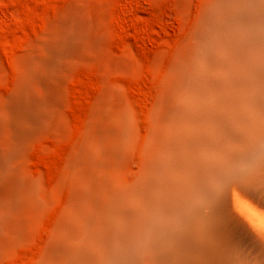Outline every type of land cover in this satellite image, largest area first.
<instances>
[{"label": "bare ground", "instance_id": "6f19581e", "mask_svg": "<svg viewBox=\"0 0 264 264\" xmlns=\"http://www.w3.org/2000/svg\"><path fill=\"white\" fill-rule=\"evenodd\" d=\"M200 9L147 126L126 107L93 118L67 165L73 197L31 264H264V0ZM74 39L63 28L46 43L1 111L0 230L7 220L12 245L55 193L9 179L52 101L24 90L47 87Z\"/></svg>", "mask_w": 264, "mask_h": 264}, {"label": "rangeland", "instance_id": "374dc122", "mask_svg": "<svg viewBox=\"0 0 264 264\" xmlns=\"http://www.w3.org/2000/svg\"><path fill=\"white\" fill-rule=\"evenodd\" d=\"M204 2L0 0V150L7 141L1 115L6 101L20 91L33 60L44 56V45L63 28L75 32L68 54L61 59L47 87L36 83L25 87L26 94L39 103L49 96L52 101L40 108V124L12 163L16 178L9 176L10 181L32 180L36 185L39 181L40 194L49 195L55 189L50 194L54 195L52 202H48L58 207L51 208L47 202L27 216L22 242H18L21 245L10 243L6 220L0 230V264L36 261L40 254L37 252L42 250L49 234L48 227L50 230L51 224H56L73 197L71 183L66 181L67 165L89 132L93 118L103 111H112L107 107L114 111L126 107L131 118L147 126L149 114L164 92L170 69L183 50ZM67 182L69 188L64 186ZM63 200L68 201L63 204ZM61 205L64 207L59 213ZM18 218H23V214L19 213ZM30 257L33 259L29 260Z\"/></svg>", "mask_w": 264, "mask_h": 264}]
</instances>
